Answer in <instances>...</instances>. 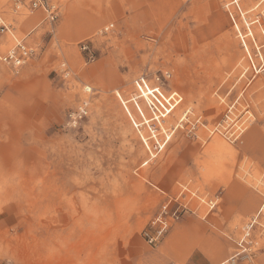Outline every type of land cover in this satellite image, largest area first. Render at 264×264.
Wrapping results in <instances>:
<instances>
[{"label":"rangeland","instance_id":"1","mask_svg":"<svg viewBox=\"0 0 264 264\" xmlns=\"http://www.w3.org/2000/svg\"><path fill=\"white\" fill-rule=\"evenodd\" d=\"M14 1L0 16L34 51L0 61V263L264 264V0H55L54 21ZM139 75L182 97L167 130L190 108L153 157L115 94Z\"/></svg>","mask_w":264,"mask_h":264},{"label":"built area","instance_id":"2","mask_svg":"<svg viewBox=\"0 0 264 264\" xmlns=\"http://www.w3.org/2000/svg\"><path fill=\"white\" fill-rule=\"evenodd\" d=\"M241 0H229L226 3V8L228 10V5H231L234 8V13L236 15H240L241 12ZM16 9L20 8L21 6L26 5L24 0H15ZM57 2L55 0H29L27 3V7L30 10L40 9L46 14V18L49 21H54L58 16V7ZM232 19V18H231ZM8 25L4 19L0 16V33H8ZM109 27H112L110 25ZM83 48L85 49L86 46L84 45ZM33 49L28 47L26 44L19 40L16 46L7 49L5 52L0 53V61L6 64H10L14 67H19L23 65L33 54ZM135 90L138 91L139 97H142L144 100V104L146 109L149 111V115H146L148 118L141 114L143 118V127L146 129L145 136L140 134L141 141L148 151L149 157L152 156V152L156 155L160 152L161 145L168 141V137L165 133H162L157 140L155 135H159L158 131L155 126H159L160 122L163 121L167 115L172 111V108L180 101L181 97L176 91H165L163 86L157 82H150L145 76L139 75L135 77L132 81ZM139 101V98H136ZM135 106L138 105L137 101H132ZM140 103V101H139ZM139 107V106H138ZM137 108V106H136ZM140 114V110L137 109ZM85 113L84 105L79 107V110L76 114L71 115V121L76 122L78 117H81ZM148 121H150V125H148ZM133 122V121H132ZM134 124V122H133ZM135 125V124H134ZM141 124L135 125L138 128ZM152 127V129H151ZM162 131V129H161ZM207 204L210 207L215 206V201L209 200ZM180 205V204H179ZM186 206L183 205V208ZM171 211L168 207V204L165 203L162 205L159 212L150 220L148 226L143 230L142 235L145 242L149 245H155L163 236L165 231L169 226V219L171 218H178L177 210ZM247 236H243L239 240V246L244 248L243 246L246 244ZM0 264H13L10 261H3Z\"/></svg>","mask_w":264,"mask_h":264},{"label":"bare ground","instance_id":"3","mask_svg":"<svg viewBox=\"0 0 264 264\" xmlns=\"http://www.w3.org/2000/svg\"><path fill=\"white\" fill-rule=\"evenodd\" d=\"M15 7H16V5H15ZM19 9V8H18ZM34 10H36V9H34ZM110 25H112V24H110ZM110 25H107V26H105L104 27V30L105 31H107V30H109L110 29ZM113 26V25H112ZM8 29H9V25H8ZM252 32V31H251ZM252 35V34H251ZM254 35V34H253ZM18 43V42H17ZM17 43H15V44H13L11 47H9L8 48V50L10 49V48H12V47H14V46H16V44ZM245 44V43H244ZM138 92V91H137ZM115 94H116V96H118L120 99H121V102L124 104V106H125V108L124 109H126L127 111H128V113H130V111H129V108H128V106L126 105V102H130V101H137V104L138 105H136L137 106V108L136 109H138V110H140V114H142L144 117H145V119H147V116H145V114H144V112H143V108L141 107V105H140V103H139V101L136 99V98H139V96L140 95H137V94H135V93H133L132 95H131V97L130 98H128L127 100H125V99H123V97L121 96V94H120V92L118 91V90H116V92H115ZM181 97V96H180ZM182 98V97H181ZM180 101H181V99H180ZM179 101V102H180ZM178 102V103H179ZM177 103V104H178ZM176 104V105H177ZM175 105V106H176ZM139 106V107H138ZM174 106V107H175ZM183 106V103H182V105H180L179 107H177V110L173 113V115L174 116H176L177 114H178V112H179V109L181 108ZM173 109V108H172ZM189 110H190V108L189 107H184L182 110H181V112L178 114V116H177V118H176V120H175V122H173L172 120H173V118H172V116H170L168 119H167V121H169L170 123H172V125H173V129L172 130H167L166 128H165V125L161 122V121H159L160 122V124H159V129H162V131L163 132H165V134L167 135V136H169L168 138L170 139V133L173 131H175L178 127H180V125H181V122L184 120V118H186V116H187V114H188V112H189ZM123 113V112H122ZM139 113V112H138ZM74 115V114H73ZM130 118H131V120L134 122V124L135 125H138V124H143V122H142V120H143V118L141 119V121L139 122V123H137L136 122V120L132 117V115H131V113H130ZM142 117V116H141ZM140 118V117H139ZM148 123H149V121H148ZM138 131H139V133L142 135V136H144V134L142 133V131L141 130H139L138 129ZM221 133V132H220ZM166 144H164V146H165ZM164 146H162L161 145V148H163ZM155 154L152 152V157L154 156ZM261 205V204H260ZM263 205V204H262ZM262 205L260 206V208L262 207ZM259 208V209H260ZM261 211V210H260ZM252 225H253V223L251 222L250 224H248V225H245L244 226V228H245V232H244V235L245 236H249L250 235V229H251V227H252ZM224 262H222L221 264H223Z\"/></svg>","mask_w":264,"mask_h":264},{"label":"crops","instance_id":"4","mask_svg":"<svg viewBox=\"0 0 264 264\" xmlns=\"http://www.w3.org/2000/svg\"><path fill=\"white\" fill-rule=\"evenodd\" d=\"M14 3H15V1H14ZM15 5H16V3L13 5L14 6V8H13V11H14V13L15 14H19L20 13V11L23 9V8H28L26 5H24V6H21L19 9H16V7H15ZM26 6V7H25ZM58 7V12L57 13H59V5L57 6ZM28 10H29V8H28ZM40 10V9H39ZM42 11V10H41ZM43 12V11H42ZM108 25H110V24H108ZM113 25V24H112ZM107 26V25H106ZM8 38L11 40V43H13V44H15V43H17V42H19V40H20V38L19 37H17L16 36V34L14 33V31H13V29H11V24H9V30H8V33L6 34V37H5V39L3 40V42H8ZM13 44H10V46H8L7 48H6V50L9 48V47H11ZM5 50V51H6ZM4 51V52H5ZM263 208H264V204H263ZM262 207L260 208V209H258V211H257V213L250 219V221L248 222V223H246V225H248V224H250L251 222L253 223V225H252V227L255 225V223H257V217L259 216V214L262 212V209H263ZM261 210V211H260ZM252 227H251V229H252ZM245 229V228H244ZM251 229H250V231H251ZM245 232V231H244ZM190 262H191V260H190ZM189 262V263H190ZM219 264V263H218Z\"/></svg>","mask_w":264,"mask_h":264}]
</instances>
